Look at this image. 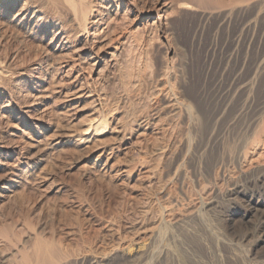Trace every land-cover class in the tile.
Masks as SVG:
<instances>
[{
  "label": "rangeland",
  "instance_id": "rangeland-1",
  "mask_svg": "<svg viewBox=\"0 0 264 264\" xmlns=\"http://www.w3.org/2000/svg\"><path fill=\"white\" fill-rule=\"evenodd\" d=\"M57 1L0 0V264H264V165L236 158L264 106V0H161L160 21L97 1L126 15L110 62Z\"/></svg>",
  "mask_w": 264,
  "mask_h": 264
},
{
  "label": "bare ground",
  "instance_id": "bare-ground-1",
  "mask_svg": "<svg viewBox=\"0 0 264 264\" xmlns=\"http://www.w3.org/2000/svg\"><path fill=\"white\" fill-rule=\"evenodd\" d=\"M58 1H59V5L61 4L60 6L63 7V8H61L62 11L64 10L67 16H68V14H69V16L72 15L73 20L76 21L77 20L76 14H74V12H69L68 8H65L66 7L65 1L64 0H58ZM68 1H70V0H68ZM97 1H105V0H78V2H79V5H78L79 6V11L81 12L82 16L86 14L83 17V19H82V22H83L82 25L85 26L86 23H87L86 26H89V28H90L89 29V32L87 33V36L88 37L86 38V41H84L86 43L84 46H86V45L89 46V50L94 51V54L101 53L103 51L108 50L107 55L109 57V62L111 60L112 61H116V59L120 57L121 53L124 52V51H127L126 49L128 47H130V45H131L130 43H128V38L125 36L124 33H118V32L116 33L115 32V27L117 25H119V24L120 25H123V23L125 21V18H126V15H124V14L123 15L122 14L120 15V9H121L120 8V4L116 5V7L114 5L115 9H113V12H111V11L109 12L108 9L106 10V12H104L102 10V8L104 9V7H99ZM114 1H116V0H114ZM118 2H119V0H118ZM152 2H153L152 3V7H153L152 10H154L156 12V14H157V17L156 18L158 19V21H160L161 19H163L164 18V14L166 15V12L172 8V6H171L172 3H162L161 4V0H152ZM66 3H68V2H66ZM69 4H70V2H69ZM96 6H98V9H94V11H93L92 9L93 8H96ZM73 8H75V7H73ZM127 9L128 8H126V10ZM92 11L95 12V15L96 16L93 17L94 14L92 13ZM89 12H90V16H91L90 19H88V17H89L88 13ZM164 19H166V17ZM157 23L158 22H155L154 21L152 24H149L148 27H151V26L154 27L155 24H157ZM129 42H130V40H129ZM83 48H85V47H83ZM138 48H139V58H143L144 59V62L145 63L144 62L143 63H144V66H146V60L148 59L146 57V54H147L146 51L147 50L144 48L143 45H141V42H140V44H138ZM76 52H78V51H76ZM147 62H148V60H147ZM148 65H149V63H148ZM243 65H245L244 62H243ZM259 65L262 66L263 65V62H260ZM261 66H258L255 69V71H251V73H252V75H251L252 76L251 81L253 80L252 83H251L252 85L254 84L253 82H254V80L256 78V73H258L259 68ZM263 69H264V66L261 68V70H263ZM161 74H162V72H161ZM165 76H166V73H164V75L162 74V76L159 79V83L160 82L163 83V84L165 83L164 82V77ZM243 76L244 77H241L240 76V77H238L236 79L234 78L236 80V81H234V84H233L234 85V90H233L234 93H237L238 91H242L247 86V84L245 82H246V80H248L247 79L248 74L243 75ZM163 91L164 90H162V89H157L156 92H155V95L153 94L155 96L154 98H156V100L160 99L161 96H162V94H164ZM71 94H73V97L70 98V99H68L67 102L72 101V100H75L76 98L80 97L79 96L80 93L78 94V91L76 93H71ZM163 99H164V105H165L164 107L166 109L170 110L169 111L170 113L176 114V111H178V105L176 106V101L177 100L174 99V98L171 99L168 95L163 96ZM156 104H157V102H156ZM100 125H99V123L94 122V121L93 122H90L87 125L88 126L87 129L77 139L78 143H80V144L81 143L88 144L91 141L93 135L97 133L96 131L98 130V128H100L99 127ZM244 130H245V135L248 136L247 139L248 138H250V139H249V141L246 144H244L240 148V150H243V148L246 149V153L241 154L242 158L240 157L239 154L236 153L237 154L236 155V158H240L241 159V166L244 167V170L245 169H252V168H255V167H259V166L264 165V158H254V156L256 155V152H257L256 150L254 151V149H252L251 152H248V150L250 149L251 146H253L254 143H257L256 146H258V144L260 145V149H261L260 151H261V153L264 152V141H263L264 140V106L260 108V111H259V113L256 116H253L252 118H250L249 123L245 126V129ZM111 134L114 135V138L112 137V139L110 140V142H112L111 145L114 146V145L117 144L116 143L117 136L119 134H121V133H117V132L116 133L115 132L113 133L112 132ZM123 138H124V135L121 136L120 140H122ZM102 151H101V154L100 155H102L104 153V150H102ZM112 151H113V149H110V152H112ZM239 163H240V161H239ZM263 215H264V212L261 211L260 212V215H259L260 221H259V224H257L260 228H263L264 227V216Z\"/></svg>",
  "mask_w": 264,
  "mask_h": 264
}]
</instances>
